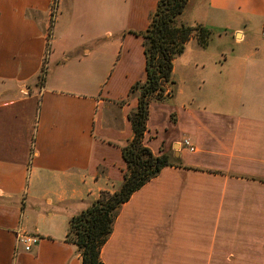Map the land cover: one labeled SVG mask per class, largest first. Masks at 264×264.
I'll return each mask as SVG.
<instances>
[{"label": "crops", "instance_id": "0c3cea01", "mask_svg": "<svg viewBox=\"0 0 264 264\" xmlns=\"http://www.w3.org/2000/svg\"><path fill=\"white\" fill-rule=\"evenodd\" d=\"M156 4L0 0V264H81L68 221L122 182L129 90L145 78L142 38L130 32L146 30ZM263 20L264 0H187L176 25H203L221 45L208 64L188 41L172 79L183 58V76L212 79L216 102L168 105L165 83L142 144L154 155L178 146L172 157L197 170L166 167L134 192L103 264H264V183L229 176L264 179ZM19 230L39 237L30 252Z\"/></svg>", "mask_w": 264, "mask_h": 264}, {"label": "trees", "instance_id": "16d2710c", "mask_svg": "<svg viewBox=\"0 0 264 264\" xmlns=\"http://www.w3.org/2000/svg\"><path fill=\"white\" fill-rule=\"evenodd\" d=\"M186 5L187 0H157L156 9L146 30L130 32L142 38L145 78L133 84L129 90L130 94L137 92L138 97L136 109L127 115L132 138L121 148L125 170L119 188L111 193L100 192L86 209L68 221L65 240L77 247L81 256V264H103L100 258L101 249L112 233L120 207L130 199L134 192L157 177L166 167L197 170L184 166L178 159L171 158L169 153L162 152L154 155L142 144L150 102L162 99L165 83L170 86L174 85L172 79L174 59L184 52L186 44L191 39L195 40L200 48H207L212 34L210 29L200 24L176 25L175 19L184 11ZM47 51L49 52V49H46ZM45 66L46 60L43 58L38 75L42 81L40 84L44 81L42 76L46 75ZM125 103L126 100L118 102L119 105ZM229 176L264 183L262 178L233 174Z\"/></svg>", "mask_w": 264, "mask_h": 264}, {"label": "rangeland", "instance_id": "374dc122", "mask_svg": "<svg viewBox=\"0 0 264 264\" xmlns=\"http://www.w3.org/2000/svg\"><path fill=\"white\" fill-rule=\"evenodd\" d=\"M192 1V0H191ZM192 6V4H191ZM189 7L187 8V10ZM192 7H190V10ZM187 25V24H184ZM178 26V25H177ZM190 26V25H188ZM215 32L213 31L211 34V37L208 41V46L205 49V52H203L204 59L208 62V64L212 63V61L215 58V54L219 51V45L220 42H218L217 36H215ZM49 37H47L48 39ZM48 49V45L47 48ZM48 51L44 53V58L47 62V55ZM184 60L183 58L177 59L174 65V75H173V81L174 85H168L169 91L168 92V105H172L174 102L182 103V104H193L197 107H206V108H212L215 104V96L213 91V85L210 84L211 80L205 81V83H200V77L195 76L194 81H189L186 77L183 76V70H184ZM46 69V66H45ZM41 71V68H40ZM40 74V72H39ZM38 74V75H39ZM46 76V75H45ZM45 76L43 75V79L45 80ZM42 81L37 76L36 85L40 84ZM172 89V92H171ZM137 93V92H136ZM176 94V97L174 95ZM193 96V97H192ZM204 96V97H203ZM171 98H173L171 100ZM192 98V99H191ZM178 146H175L171 149V147H168V153L172 157L173 151H176Z\"/></svg>", "mask_w": 264, "mask_h": 264}, {"label": "built area", "instance_id": "2783aa9c", "mask_svg": "<svg viewBox=\"0 0 264 264\" xmlns=\"http://www.w3.org/2000/svg\"><path fill=\"white\" fill-rule=\"evenodd\" d=\"M260 38L264 41V20L259 32ZM181 145L186 148L189 152H193L194 148L190 141L184 138L181 141ZM39 242V237L36 234L27 233L24 231H18L16 233V243L22 248L24 252H30L33 247Z\"/></svg>", "mask_w": 264, "mask_h": 264}]
</instances>
